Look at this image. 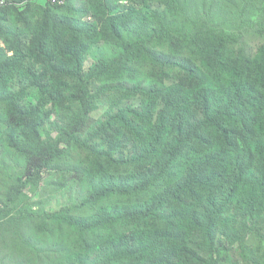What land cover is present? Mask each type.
I'll return each mask as SVG.
<instances>
[{"label":"trees","instance_id":"1","mask_svg":"<svg viewBox=\"0 0 264 264\" xmlns=\"http://www.w3.org/2000/svg\"><path fill=\"white\" fill-rule=\"evenodd\" d=\"M47 176L80 201H34ZM233 260L264 264V0L1 9L0 264Z\"/></svg>","mask_w":264,"mask_h":264},{"label":"rangeland","instance_id":"2","mask_svg":"<svg viewBox=\"0 0 264 264\" xmlns=\"http://www.w3.org/2000/svg\"><path fill=\"white\" fill-rule=\"evenodd\" d=\"M44 2L48 3L46 0ZM126 2H114V5H120L124 6ZM45 5V3H43ZM80 6H83L81 4ZM261 7L260 4L257 3V5L251 6V9L253 11H257ZM220 11L226 12L223 8V2L221 3V6H219ZM236 12L235 9L233 10L231 8H228V14L222 15L226 18H232V14ZM93 20L92 17L89 18V21ZM249 38L247 45L250 49L255 50L258 48V46L263 42L261 38H259L253 29L248 28L247 37ZM119 54V48L115 44L106 43L103 42L101 44H95L93 46L92 52L89 56V64L88 66L92 65L93 63L97 62V60L107 57H114ZM35 101V99H33ZM108 107L104 108L101 112L94 115L93 123H95L97 120L101 119L103 115L107 112ZM74 157V159H72ZM80 160V155L77 151L72 152L71 158H66L64 162H66L68 165L73 164V162H78ZM58 181L62 183L59 176ZM64 182L66 183L65 189L61 190L59 183H55L52 181V177L47 176V181L43 183L42 188L40 190V193L38 195L34 196V201H37L41 205H47L48 208L55 209L59 206H65L70 205L74 202H79L81 196L78 195L76 192V189L74 187L77 186V184L74 183V181L70 178L64 179ZM159 192V188H152L148 195H154L155 193ZM223 264H242V261L236 262V260L225 262Z\"/></svg>","mask_w":264,"mask_h":264},{"label":"built area","instance_id":"3","mask_svg":"<svg viewBox=\"0 0 264 264\" xmlns=\"http://www.w3.org/2000/svg\"><path fill=\"white\" fill-rule=\"evenodd\" d=\"M33 1H40V0H33ZM46 1L54 5H60V6H65L69 2V0H46ZM28 2L29 0L25 2H21L19 0H0V10L11 6H22Z\"/></svg>","mask_w":264,"mask_h":264},{"label":"clouds","instance_id":"4","mask_svg":"<svg viewBox=\"0 0 264 264\" xmlns=\"http://www.w3.org/2000/svg\"><path fill=\"white\" fill-rule=\"evenodd\" d=\"M42 1H44V0H42ZM49 3V2H48ZM11 7H13V6H11ZM8 8V7H7Z\"/></svg>","mask_w":264,"mask_h":264}]
</instances>
